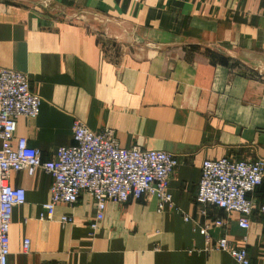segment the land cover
<instances>
[{
	"label": "crops",
	"instance_id": "1",
	"mask_svg": "<svg viewBox=\"0 0 264 264\" xmlns=\"http://www.w3.org/2000/svg\"><path fill=\"white\" fill-rule=\"evenodd\" d=\"M50 4L39 11L34 0H0V69L25 74L41 98L39 115L19 117L14 137L52 160L58 147L73 144L79 122L93 132L113 130L121 147L169 153L180 165L169 182L172 208L157 213L154 197L108 202L94 234L89 193L40 221L51 178L42 170L12 173L9 184L26 199L11 214L7 264H237L208 250L219 238L244 246L251 264H264L262 214L252 212L243 230L239 214L195 201L204 160L264 159V0ZM78 10L101 23L65 20ZM99 32L129 53L112 39L101 42ZM251 199L264 203V178ZM63 215L73 223L61 225ZM216 220L223 225L214 227ZM203 224L211 227L209 244L199 234Z\"/></svg>",
	"mask_w": 264,
	"mask_h": 264
},
{
	"label": "built area",
	"instance_id": "2",
	"mask_svg": "<svg viewBox=\"0 0 264 264\" xmlns=\"http://www.w3.org/2000/svg\"><path fill=\"white\" fill-rule=\"evenodd\" d=\"M41 98L30 90L29 78L12 69H0V264H7L10 254L9 231L15 207L25 203V190L9 184L12 173L37 170L51 178L49 201L42 206L40 221H51L58 205L77 204L81 193L91 195L95 216L89 224L94 234L104 218L108 202L125 203L154 197L156 212L172 208L169 192L170 177L179 167V160L166 152L121 147L114 131L108 128L93 132L79 122L72 127V145L58 147L52 160L43 161L38 150L30 148L24 138H15L16 120L23 116L34 119L40 113ZM264 178V159L253 162L227 158L204 160L200 166L195 201L212 206L226 214L240 215L238 227L249 228V217L257 211L264 216V203L256 205L251 199ZM188 218L185 217V221ZM61 225H71V216L59 217ZM221 227V220L214 221ZM211 227H199L207 244ZM29 240L22 251H29ZM208 250L224 252L237 264H251L244 246L219 238Z\"/></svg>",
	"mask_w": 264,
	"mask_h": 264
},
{
	"label": "rangeland",
	"instance_id": "3",
	"mask_svg": "<svg viewBox=\"0 0 264 264\" xmlns=\"http://www.w3.org/2000/svg\"><path fill=\"white\" fill-rule=\"evenodd\" d=\"M5 1H7V2H10V1H13V0H5ZM35 2H36V8H37V10H39V11H41L40 9H42L43 8V5L42 4H44V3H47V9L46 10H48V8L49 7H51V4H50V1L51 0H34ZM49 3V4H48ZM44 9V8H43ZM71 16H69V18L67 17V19H65L64 18V16L63 17H61V18H63V19H65L66 21H69V20H71V19H76L77 18V20L76 21H81V22H83L84 24H90V26L91 27H93V28H95V25L96 24H100L101 23V21H99L97 18H95V17H92L91 15H92V13H89V12H86V11H74V12H71ZM71 18V19H70ZM96 28H98V27H96ZM100 29L98 28V31H99ZM99 33H101V32H99ZM103 34L101 33V35H100V37L99 38H101L102 40H101V42H103V43H107L108 41H110V39H112V43H117L118 44V47L120 48L121 47V44H120V40L119 39H117V38H115V37H111L110 35H108V34H106V35H104V36H102ZM102 36V37H101ZM122 49L123 48H125V50H124V52L123 53H126V54H128L129 53V50H130V47H127V46H124V47H121ZM122 53V54H123ZM255 72V71H254ZM257 72V71H256ZM255 72V73H256ZM258 73V72H257ZM259 75H261V76H263L264 77V70H262V71H260V73H258Z\"/></svg>",
	"mask_w": 264,
	"mask_h": 264
},
{
	"label": "water",
	"instance_id": "4",
	"mask_svg": "<svg viewBox=\"0 0 264 264\" xmlns=\"http://www.w3.org/2000/svg\"><path fill=\"white\" fill-rule=\"evenodd\" d=\"M48 4H49V3H48ZM42 5H43V8H44V9H47V7H48V6H47V3H44V4H42ZM46 6H47V7H46ZM135 42H136V43H141L142 40L139 39L138 37H135Z\"/></svg>",
	"mask_w": 264,
	"mask_h": 264
}]
</instances>
